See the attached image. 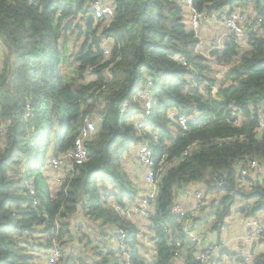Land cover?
<instances>
[{"label":"trees","instance_id":"16d2710c","mask_svg":"<svg viewBox=\"0 0 264 264\" xmlns=\"http://www.w3.org/2000/svg\"><path fill=\"white\" fill-rule=\"evenodd\" d=\"M104 1L112 18L96 17L88 0H0V264H47L57 228L59 264H127L120 231L128 235L129 264H149L140 253L144 233L117 210L141 199L123 161L145 143L160 177L145 219L156 246L152 264H173L176 252L186 264H202L190 238L201 240L196 224L220 233L236 206L243 219L264 216L262 173L240 175L249 161L264 165V0H193L219 22L237 10L255 13L249 25L262 21L246 50L231 36L213 49L218 64L200 53L186 0ZM146 89L154 106L139 129L136 97ZM87 116L97 126L85 143L87 161L55 194L48 184L41 192L34 171L49 153L74 148ZM183 116L196 119L184 128ZM23 168L34 174L35 197ZM191 184L211 198L197 217L174 215L178 193ZM250 264H264V253Z\"/></svg>","mask_w":264,"mask_h":264},{"label":"built area","instance_id":"2783aa9c","mask_svg":"<svg viewBox=\"0 0 264 264\" xmlns=\"http://www.w3.org/2000/svg\"><path fill=\"white\" fill-rule=\"evenodd\" d=\"M61 2H77L81 0H57ZM89 9L94 12L96 17L98 18H112L113 16V8L111 5L103 2L102 0H88ZM188 13H189V23L190 28L196 32L197 37L202 41L201 33L199 32L201 29V25L204 21L209 19L205 14L200 13L196 10L193 0H186L185 2ZM211 18L216 19V16L213 15ZM226 31V37L231 36L236 44H242L245 42V39L249 34L256 33L259 34L258 26L262 24V21H258V25H249L250 21L247 16L243 14L241 11H235L230 16L224 17L221 21ZM243 23H246L247 29L243 27ZM250 27V28H249ZM249 30V31H248ZM248 40V39H247ZM102 46L105 49V53L108 55V49L111 46V40L104 39L102 40ZM219 49V46H216L214 49ZM213 50V49H212ZM211 50V51H212ZM211 51L205 55L212 64H218V58L216 56H211ZM224 67L219 66V69H223ZM137 101L142 104L143 114L140 115L139 119H137V126L139 129H143L145 125L148 123L149 118L152 114L153 110V97L152 93L149 89L141 91L138 93L136 97ZM129 104H126L122 108V113L129 112ZM196 118H186L180 117L178 122L179 124L186 128L187 123L189 121H194ZM97 131V126L94 119L90 116L85 118V123L83 128L80 131V135L76 141L74 148L70 149L67 152H64L58 156H52L51 161H49V166L51 170L57 171L58 173H63L62 179L60 180V185L65 181L68 174H72L75 171V167L77 165L83 164L88 159V151L85 147V143L91 138V136ZM6 133V126L0 124V137H3ZM139 161L146 168L145 182L148 186V190L144 196L132 207L125 210H121L117 208L125 217L130 218L133 216H139L142 219H149L153 214V206L157 200L159 185H160V177L155 172V164L156 158L155 154L150 146V144L145 143L140 146L139 150ZM23 172L25 175L30 178L31 181L28 183V190L30 191L32 196H36V188L34 184L33 173L28 172L27 168H23ZM264 165L259 163L258 161H249L245 167L240 170L241 178L245 179L253 174L263 173ZM219 186H222L220 183ZM197 198V206L193 210H185L181 205L177 204L173 206L172 213L174 215L184 217L189 215L190 218L197 217L202 207L205 205V200H209L211 197H206L201 190L195 192ZM38 202H35L37 205ZM245 224V234L238 240L237 244V252L236 257L245 261L247 264H250L255 255L259 254L256 251V246L262 244V240L264 239V216H258L253 218H247L244 220ZM228 229L227 222L222 226V234L225 230ZM59 236V228L54 230L49 237L52 241V246L49 252V256L47 259V264H59L62 260V251H61V241L58 239ZM191 242L199 244L200 240L196 235H190ZM128 235L120 231V236L118 237V248L123 256V260L129 264L131 255L128 246ZM179 244V243H178ZM211 246L209 245L205 250L200 249L198 255L196 256V260L202 264H208L210 259L209 249ZM175 258H178V253H175Z\"/></svg>","mask_w":264,"mask_h":264},{"label":"crops","instance_id":"0c3cea01","mask_svg":"<svg viewBox=\"0 0 264 264\" xmlns=\"http://www.w3.org/2000/svg\"><path fill=\"white\" fill-rule=\"evenodd\" d=\"M104 1V0H103ZM105 2V1H104ZM107 3V2H106ZM238 11V10H237ZM241 11V10H239ZM242 12V11H241ZM245 16L252 15L251 12H243ZM188 15V24L189 23V13ZM255 15V13H253ZM222 23L218 21V19L209 18L203 22L201 25L200 33L203 39L207 38V34H212V41H207L204 39L201 41L200 49L201 53L207 55L212 49L216 46L221 48L224 40L226 38V31H224L221 35H213L215 28ZM141 146V145H140ZM140 146L132 147L129 153L128 162H125V169L127 170L129 176L134 182L135 186L138 189L139 197L144 196L148 190V186L145 182L146 168L139 161V150ZM49 165V162H48ZM128 167V168H127ZM49 175V183L48 186L51 188L52 193L55 194L60 187V180L62 179L63 173H58L57 171L51 170L50 166H46ZM264 177V172L262 173ZM200 188L199 185L191 184L185 190H181L178 193L177 202L181 205L185 210H193L197 206V199L195 192ZM54 191V192H53ZM129 203L132 208L135 204ZM239 206L233 208L232 216L226 221L228 225V229L225 230L221 236L220 233H214L210 231V225L208 224H196V229L200 231L201 240L197 245V250H205L209 245L211 248L209 249V254L211 256V261L208 264H241L237 262V258L234 255L237 252V244L238 240L245 234V224L242 215L239 213ZM263 217V215H261ZM129 219H132L134 224L144 233L141 236L142 247L140 249L141 255L152 264L154 262V256L156 253L155 243L151 242L147 235L148 223L144 219L139 216H133ZM152 236V235H151ZM223 250L228 251L229 254H223ZM256 251L261 254L264 253V244H259L256 246ZM50 252V251H49ZM46 253V252H45ZM49 254V253H48ZM173 264H186L185 259L181 256V258H177L173 260Z\"/></svg>","mask_w":264,"mask_h":264},{"label":"rangeland","instance_id":"374dc122","mask_svg":"<svg viewBox=\"0 0 264 264\" xmlns=\"http://www.w3.org/2000/svg\"><path fill=\"white\" fill-rule=\"evenodd\" d=\"M252 14V12H251ZM253 16V15H252ZM243 27L245 28V30L247 29V25L246 23H243ZM215 31L213 33V35H221L224 31H227V29L225 28V26L223 25V23L221 25H218L216 28H215ZM212 34L210 35L209 33L207 34V38L205 36L204 39H207V41H212L213 38H212ZM203 37H202V40H204ZM247 39H248V36L246 37L245 39V42L243 43V46H244V50H246L247 47ZM70 46V49H74L73 48V42H70L69 44ZM201 49V48H200ZM202 50V49H201ZM0 51H1V48H0ZM222 76V75H220ZM219 76V77H220ZM138 96V95H137ZM52 159V156H51V153L48 154L47 158L45 159V166L44 167H41L39 169H36L34 171V174L36 176V183L38 185V188L41 192H44L45 189H46V184L49 183V175H48V170L46 169V166H49L48 165V162L51 161ZM129 159V154L127 156H125L124 158V164L125 162H128L127 160ZM128 168V167H127ZM54 192V191H53ZM197 199V198H196ZM113 202V200L110 201V203Z\"/></svg>","mask_w":264,"mask_h":264},{"label":"water","instance_id":"95a60500","mask_svg":"<svg viewBox=\"0 0 264 264\" xmlns=\"http://www.w3.org/2000/svg\"><path fill=\"white\" fill-rule=\"evenodd\" d=\"M217 187H222V186L217 185Z\"/></svg>","mask_w":264,"mask_h":264}]
</instances>
